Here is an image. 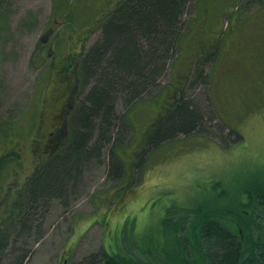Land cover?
<instances>
[{
	"label": "rangeland",
	"instance_id": "rangeland-1",
	"mask_svg": "<svg viewBox=\"0 0 264 264\" xmlns=\"http://www.w3.org/2000/svg\"><path fill=\"white\" fill-rule=\"evenodd\" d=\"M118 1H11L10 30L6 29L10 39L0 44L3 54L10 56L2 60L0 55V154L16 151L18 160L0 176V218L3 205H12L25 175L41 160L30 153L32 137L42 134L43 140L62 112L61 100L68 97L71 82L57 78L64 57L82 54L97 40L99 23ZM256 2L189 1L182 15L181 44L190 57L180 58L175 67L168 65L158 85L150 86L132 106L116 95L118 119L111 142L102 146L99 158L84 163L65 204L53 202L47 216L33 225L38 224L36 228L14 233L4 264L23 251V264H75L102 249L143 258L141 249L157 248L168 240L163 219L171 209L217 203L221 187L237 194L253 177L264 174V4ZM192 46L198 55L214 51L215 59L205 62L207 56H191ZM192 64L199 69L191 71V82L177 84L176 76L188 75ZM87 89L79 87V99ZM176 93L199 111L200 127L145 152L136 168V162H129L131 149L141 145L144 129L162 111L163 98L171 102ZM233 130L240 139L234 138ZM95 136L97 131L94 140ZM117 137L121 148L116 153L123 156L124 170L114 178L110 149ZM223 221L236 229L235 223Z\"/></svg>",
	"mask_w": 264,
	"mask_h": 264
},
{
	"label": "trees",
	"instance_id": "trees-1",
	"mask_svg": "<svg viewBox=\"0 0 264 264\" xmlns=\"http://www.w3.org/2000/svg\"><path fill=\"white\" fill-rule=\"evenodd\" d=\"M189 1L119 0L99 23L97 40L82 54L70 53L64 57L65 63L57 70V78L69 80L71 89L65 101L59 98L63 102L62 112L55 116L49 133L42 141V134L33 136L30 141V153L41 160L34 162L32 171L25 175L12 205L7 202L3 205L0 264H4V253L14 233L36 228L38 224L33 225L47 216L53 202L65 204L70 186H75L81 179L84 163L99 158L102 146L111 142L118 119L114 113L116 95H122L124 103L132 106L135 100L142 99L150 86L158 85L157 79L165 74L168 65L175 67L180 58L190 57L186 50L182 52L181 44L182 15ZM256 3L263 5L264 0ZM195 46H192L191 56L198 55ZM208 51L198 57L207 56L205 62H212L215 52ZM197 68L198 64H192L190 73L176 76L175 82L179 84L182 80L189 84L191 71ZM206 84L211 99L210 78ZM80 86L88 87L81 99L77 96ZM162 102V111H157L143 131L141 145L131 149L129 162H136V168L142 164L145 152L179 134H191L201 125V114L184 96L176 93L171 102L165 97ZM38 119L36 127L40 125V115ZM233 133L235 139L241 138L240 133L234 130ZM118 140V137L114 139L110 149L114 154L110 161V173L114 178L121 177L124 170L123 156L116 153V149L121 148ZM16 160V151L2 152L0 176L7 175L6 168ZM257 172L263 173L262 170ZM262 179L264 174L256 175L242 186L241 192L232 195L221 187L216 195L220 199L217 203L204 201L171 209V214L163 219V234L168 240L157 248L141 249L145 254L143 258L123 252L108 253L102 249L75 264H264V236L257 233L253 242L249 232L248 214L253 204L242 206L240 203L247 196L248 199L243 200H256L260 202L259 211L264 210ZM221 220L235 223L236 229ZM26 254L23 251L13 262L6 264H23Z\"/></svg>",
	"mask_w": 264,
	"mask_h": 264
},
{
	"label": "flooded vegetation",
	"instance_id": "flooded-vegetation-1",
	"mask_svg": "<svg viewBox=\"0 0 264 264\" xmlns=\"http://www.w3.org/2000/svg\"><path fill=\"white\" fill-rule=\"evenodd\" d=\"M11 1L12 0H0V15L2 16L3 21L1 22L0 25V44L3 43H8L7 39L9 38V34L10 32L8 30L9 29V22H11V20H9V11L11 8ZM7 23V24H6ZM8 29V30H6ZM6 33V35H5ZM1 49V47H0ZM3 48L0 51V55H4V58L2 60H5L6 58H10L9 54H3ZM1 60V61H2ZM1 61H0V71L3 70V68L1 69ZM259 199V198H257ZM240 203L242 204V206H247L246 204L250 203L249 206H251V204H253V206H251V208L249 209V219H250V223H249V232L251 234V240L254 242V239L256 238V235H258L257 233H260L264 236V210L263 211H259V203L256 200L250 199V200H241ZM262 212V213H261ZM264 240V239H263Z\"/></svg>",
	"mask_w": 264,
	"mask_h": 264
}]
</instances>
